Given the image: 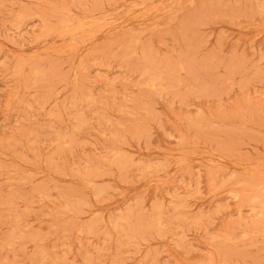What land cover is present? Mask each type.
<instances>
[{
	"label": "rangeland",
	"instance_id": "1",
	"mask_svg": "<svg viewBox=\"0 0 264 264\" xmlns=\"http://www.w3.org/2000/svg\"><path fill=\"white\" fill-rule=\"evenodd\" d=\"M0 264H264V0H0Z\"/></svg>",
	"mask_w": 264,
	"mask_h": 264
}]
</instances>
